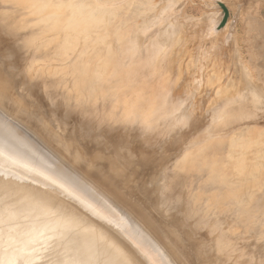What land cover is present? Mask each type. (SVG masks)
I'll list each match as a JSON object with an SVG mask.
<instances>
[{"label":"bare ground","instance_id":"obj_1","mask_svg":"<svg viewBox=\"0 0 264 264\" xmlns=\"http://www.w3.org/2000/svg\"><path fill=\"white\" fill-rule=\"evenodd\" d=\"M212 1L214 3L210 1L208 4L209 11L204 13L205 17L201 18L202 22L200 20L201 23H193L198 28L193 34L188 29L189 26L190 28L193 26L187 24L190 19L185 17L186 15L182 16L181 12V14L179 13L180 0H0V105L3 107L8 105L3 98L5 96L11 98L14 93L11 90L15 88L18 90L16 93L18 112L29 120L30 115H35V109L31 108L32 111L29 109L31 106L27 105L26 96L22 98V95L26 94L32 98L29 94L41 93L42 87L47 93L49 101H59L55 103V107L57 105L58 108L64 107L63 116L66 118L75 115L83 116V119L85 117L86 121L96 118L99 122L97 126L99 130L95 135L101 136L100 133H104L105 139L100 140L99 136H93V133L94 146L87 149L84 157H80L81 153L80 156L79 153H76L80 149H76L78 151H75L74 155L80 157V163L88 169L86 171L83 168V171L85 170L88 174L90 170L98 182L101 185L105 184L107 190L120 200L123 194L120 193L122 192L120 187L126 189L130 178L128 174L122 176L115 174L114 162L107 161L108 157L106 158L105 155L107 152H111L117 156L123 168L129 166L134 168L137 159L143 166L147 163L143 159L146 155L142 156L143 158H139L140 156L133 158L122 140L123 135L115 141L109 140V137L113 134L121 135L120 131L124 130L120 128H135L137 132L143 133L152 131L168 133L175 128L186 126L189 117L185 114L184 105L190 96L189 88H181V85L177 89L174 80L179 82L182 80L180 77L185 76L188 81L185 83L189 84V87H192L195 92L202 87V80H204V84L208 85L204 90V95L201 94V91L200 95L208 97V101L214 104L212 108L210 107L213 123H216L218 130L227 129V132H236L225 143L222 139L209 140V142L203 143L204 145L200 148L197 146L195 150H190V153L187 151L185 155L175 161L177 171L170 176L172 179L168 180L169 185L159 187L161 189H158L157 194L160 193L161 198H158L156 204L157 208L170 214L171 217L166 218L170 220L173 218L172 222L176 223L172 224L168 219H161L170 225L169 229L166 226L167 228L159 230L162 231V237L174 248V245H177L178 237L187 236L194 247V255H196L197 262L199 261L198 264H218V261L210 254V250H207L205 241L198 239L193 232H190L191 229L189 230L185 224L187 217L203 213L200 215L207 223L209 221L207 212L215 211V209L219 211L218 215H215L217 217H220L224 212H231L237 216L247 215L251 209V196L262 190L264 185V90L260 85L251 82L249 93H246L248 94L247 100H244V93H240V91L235 93V90L241 85L240 74L237 79L232 76L226 82L221 80V76L218 75L220 72L216 77L215 70L217 68L215 69V66L220 63L218 61L219 64H217L214 60L216 57H221L218 47L224 44L229 47L227 49L229 62L233 61L236 64L237 61L240 64V69H238L243 78L245 76L249 81L253 78L249 69L242 63L240 50L235 46L237 33L236 27H233L228 20L230 13L226 6L221 4L222 1ZM207 7L205 6V8ZM191 19L193 20L192 17ZM216 30H220V32L213 40L215 46L213 53L210 54L214 62L213 69L209 67L212 71L208 70L213 75H208L206 70V78L201 75V78L196 80L193 76H188L187 70L181 67L178 60L179 57L181 60V56L177 57L181 53L176 55L174 47L189 40L188 32H190L192 40L202 38ZM206 59L210 60L209 57ZM190 60L191 58L188 61ZM205 60L197 59V63L192 62V64L196 63V68L192 65L195 72H202L205 62L209 63ZM183 66L185 67V64ZM232 67L231 69L234 68ZM228 68L230 69V67ZM228 68L225 70L228 71ZM186 69H189L188 66ZM14 73L18 76L17 81L15 76V82L12 79ZM212 86H214L213 89H211ZM9 100L12 101V99ZM37 100L39 101V99ZM243 100L248 105L246 113L241 112ZM37 103L39 102H36V105ZM41 110L45 112L43 109ZM245 119H248V124L243 127L241 122ZM260 121L263 125L258 124ZM64 122L68 124L65 120ZM64 122H60V124L64 126ZM60 124L57 125L59 128ZM116 125L119 128H115ZM7 127L0 126V168L11 166L8 177L24 183L32 181L44 188H50L53 199L57 200L63 195L67 200L73 201L76 208L87 212L89 217L100 223H105L109 229L111 228L110 230L105 228L106 231H109V233L106 232V236L103 232L95 230L94 239H103L104 236L113 243V248L120 252H127L129 255H132L133 252L132 256L134 257H136V253H140L147 259H145L146 263L170 264L169 261L165 262L160 257V249L153 240L134 223H131L130 219L123 212L117 210L100 191L81 179L82 177L74 170L73 174L66 168L63 170L64 167L58 165L53 156L42 151L38 143L25 137L24 132H17L12 127ZM75 127L71 129H75ZM84 130L87 132V128ZM78 136L80 137V135ZM92 136H90L91 139ZM223 137L226 136L220 138ZM86 141L84 138L83 142L86 143ZM72 146L69 148L72 149ZM86 146L89 145L86 144ZM86 146L84 147L86 148ZM166 147L168 146L165 145ZM53 149L55 150V148ZM154 154L156 155V153ZM65 157L67 158V156ZM113 157L111 156V158ZM148 161H150V166L151 159ZM74 165L77 166V163ZM76 168L80 170V167ZM170 168L172 169V167ZM182 174H190L199 179L204 177L200 183L202 189L199 195L191 197L190 204L179 202V197H176L174 192L175 195L171 194L178 185H180L179 188L183 187L181 186V183L184 182L181 180ZM133 176L137 178L136 171ZM238 180H251L254 183L253 190L251 188L248 190L247 187L243 188L242 185H239ZM131 205L136 210L139 209L137 204ZM180 215H183V218L180 219L186 226H183L185 228L183 235L175 227V225H180L178 219ZM143 220L145 221V219ZM12 225L14 224L9 221V218L0 220V228H10ZM36 226L38 227L30 225L27 229L18 228L12 234L0 238V264H28L37 257L34 251L37 246L42 244V242L38 243L39 240L55 230L56 225L54 222L42 221L41 225ZM114 227L116 228L113 229ZM54 234L56 237L54 242L59 246V250L57 251V260L53 264H60L63 261L66 262L68 258L70 259L66 246L73 242L74 238L68 230H55ZM220 237L216 238L218 243ZM118 240L119 243L123 242L122 247H117L114 243ZM85 255L81 254L78 262L84 263ZM60 256L61 258H59ZM137 259L135 258L136 262L141 261V259ZM169 260L171 261L170 258ZM139 264H143L142 261Z\"/></svg>","mask_w":264,"mask_h":264},{"label":"rangeland","instance_id":"obj_2","mask_svg":"<svg viewBox=\"0 0 264 264\" xmlns=\"http://www.w3.org/2000/svg\"><path fill=\"white\" fill-rule=\"evenodd\" d=\"M180 1L181 2L179 3L180 4L179 13L181 12L182 14L181 13L180 14L182 16L186 15L185 17L190 19L187 21L188 23L187 22L186 23L188 25H193V26L195 23L202 22L201 18H204L205 17L204 15L207 13V11H209L208 4L210 3V1L211 3H214L212 0H180ZM219 1H222L221 4H224L228 12L230 13L228 16V20L229 22L232 23L233 27L234 26L236 27V33H237V35L235 36V43H236L235 46L238 50H240L239 53L242 57V63H244L243 65H245L247 69H249V73L253 78H251V81H249L247 77L244 76L243 78L241 76L240 73L241 71L239 70L240 64H238L236 60H234L236 61L235 62L236 64H234L232 61L234 68L232 67V63L229 62L230 59L227 57L229 54L227 49L229 47L228 46L226 47L224 44L223 46L220 45L221 47H218L220 48L218 51L221 56L220 57L221 59L219 57H216L215 58L216 60L214 61H216L217 64L220 63V65L215 66V69L216 68L217 69L214 70L215 73L217 72L216 77L220 75L221 80L224 82H226V80H228L229 77L232 78V76L234 79H237V77L240 74L239 77L241 78V83H240L241 85L240 87H238L237 90H235V93L239 91L240 93H244L245 95L244 100H247L248 94L246 93H249L248 90L250 89L251 82L256 85H260V87H262L264 90V0H219ZM205 6L208 7L205 8ZM191 17L193 18V20L191 19ZM193 26H191V28L190 26L188 27L189 31L192 33L198 30L196 26L194 27ZM190 32L187 33L189 40L188 41L186 40V42H184L183 44L177 45V47L175 46L174 49L176 51V55L179 52L181 53L180 55H177V57L181 56V60L180 57L178 58V60H179V64L181 63V67L187 70L186 72L188 74L187 73L185 74H187L188 76L189 75L193 76L196 80H199L201 78V75L204 78H206V73H207L206 70L212 71L209 69V67L213 69L214 62H213V58L211 59L210 54L213 53L214 50L213 47L215 46L213 40L216 38L220 30L219 31L216 30L213 33H209V35H204L202 38L200 37L198 39H192V40L190 39L191 38ZM195 40L197 41V43ZM196 46H198V49H196ZM190 55H191L190 57L191 60L188 61L190 59L189 58ZM208 57L210 58L211 61L206 59ZM197 59H200L201 61H203V59L204 60L206 59L205 61L209 62L208 64L205 62V65L207 67L204 65L203 69L201 70L202 72L198 71V73L194 71V69L196 68L195 64L197 63ZM182 60L185 61L183 62ZM180 61H182L183 63ZM186 61L187 63H185ZM192 62L193 63L196 62V63L192 64ZM227 63H231V64H227ZM183 64H185V67L183 66ZM192 65H194L195 68L192 67ZM187 66L189 69H186ZM228 67H230V69ZM231 67L234 70L231 69ZM227 68L228 71H226ZM209 71L207 74L213 75V73H209ZM194 72L196 73L195 75ZM219 72L220 74H218ZM15 76H16V81L18 80L17 79L18 76L17 74H15L14 77L12 78L13 82H15L14 80ZM180 79L182 80H179V82H177L178 80H174V85H177V89H179V86L181 85H182L181 88L182 87L187 89L189 88V95H190L188 96L189 98L186 100L184 105V108H186L185 114L188 115L189 117L188 124L186 126L181 128H175L173 131H169L168 133L165 132L158 133V131L143 133L141 131L137 132L135 128H126V129L120 128L121 130H124L123 132L119 130L121 132V133L119 132L121 135L113 134L112 136L109 137V140L111 139L112 141H115L119 137H122L123 135L122 140L124 141L126 149L133 156V158L137 156L138 157L140 156L139 158H143L144 155H146V157L147 154L149 156L151 155L150 157L148 156L147 158L146 157L143 158L145 162H147L143 164V166L137 159L134 168L130 166L127 168H123L121 162L119 161V158L113 155L111 152H107V154L105 155L106 158L108 157L107 161L114 162L113 163V165L115 166L114 173L119 174L120 176L128 174L130 178V181L126 185L127 186L126 189L120 187L122 191L120 193L121 194L123 193L121 200L113 196V194H111L110 191L107 190L105 184L101 185L98 182L97 178L93 176L94 174H92L90 170L87 174L85 170L88 171V169H86L83 166V164L80 163L81 161L79 160L80 157H84L86 155L87 149L89 150V148H92L94 146V142L92 141L94 139L93 136L97 134L96 132L97 130H99L97 129L99 122L96 118H90V119L88 118L89 119L88 121H86L85 117L83 119V116L80 117L77 115L71 118H66L65 116H63L64 107L60 106L62 110L57 107L58 105L55 107V103L59 101L57 102L56 100L54 102L51 100L49 101V97L47 93L44 92L45 90H43L41 87V93L39 94L37 93L38 98L36 93H31V95L29 94V96H31L32 98L28 97V95L26 94L22 95V98L26 96V100L28 102L31 100L30 103L27 102V105L31 106L29 109L30 110L31 108L35 109V113H34L35 115H30L28 117L29 118L28 120L18 112L19 110L16 100L18 98L16 94L18 90L13 88L11 92L14 93L11 98L3 95L5 96L3 100L6 101L8 105L6 104L7 105L6 107L0 105V115H1L0 126L3 127L8 126V127H12L17 132H22V133L24 132L25 137H27L31 141L37 142L38 144L40 143L39 145H41L40 147L42 151L48 153V155L50 154L51 156H53L58 165L74 170L76 173H78L80 177H82L81 179L89 183L96 190L100 191V193L117 210L123 212L125 216L130 219L131 223H134L137 227H139L142 230L143 233H145L150 239L153 240V242L160 249V253H161L160 257H162V259L165 260V262L169 261L170 264H191V263L198 264L199 261L197 262L196 255H194L195 254L194 247L187 236L186 237L184 236V238L182 236L178 237L176 242L177 245H174V248L171 246L170 242H168L165 238L162 237L161 234L162 231L159 230L164 229V227L166 226L168 227V229L170 228V225H168L165 221L162 220L168 219L170 214L167 213L168 214L167 215L166 211L156 207L158 198L159 199L161 198V194L160 193L157 194V192L158 189H161L159 187H163V186L166 187L167 185H169L168 180L172 179V177L170 176H172V174L174 172L176 173L177 171L176 168L177 164L175 161L179 160V158L185 155L187 151L188 153H190L189 152L190 150L192 151L195 150L197 146H199L198 148H200L202 145H204L205 143L209 142V140L212 139L213 140L222 139V141L225 143L227 139L232 137V134H235L236 131H234L233 133L227 132L226 128H225L226 130L223 129V131L218 130L216 127V123H213L212 121L213 114L211 113V108L214 106V104L208 101L209 99L208 97L205 96L202 97L200 95V91L201 94L204 95V90H206V88L208 87V85L204 84L205 82L203 83L204 80H202L201 82L202 87L199 88L200 90L195 92V90L192 87H189V84L185 83L188 82L185 76H181ZM203 86L205 87V89H203L204 88ZM245 86L247 87V89ZM213 88L214 86H212L211 89ZM15 96L17 97L15 98ZM34 97H36V99H34ZM9 99H12V101H10ZM37 99H39V101ZM244 100L242 101L241 104L242 113H246L248 108L247 102ZM36 102H39L37 103L38 107L36 105ZM52 104H54V106H51ZM41 109H43L46 113L42 112ZM60 111L62 114L60 113ZM13 113L16 115V117L15 115L13 116ZM54 115L56 116V118ZM64 120L68 122V124L65 123ZM24 121L26 124L24 123ZM247 121L248 119H245L243 120V122H241V124H243V127H245L248 124ZM60 122L61 123L64 122L69 126L67 125L65 126V124L63 126L62 124H60ZM59 124H60V128L59 126H57ZM258 124L263 125L261 121ZM73 127H75V129H71ZM54 128L56 129L57 132L55 131ZM85 128H87V132H85L84 130ZM115 128H119V127L116 125ZM77 134L80 135V137ZM100 134L101 136L99 134L95 136L96 137L99 136L98 138L100 140L105 139L106 137L105 134L104 133H100ZM90 136H92V139ZM221 136H226V137L220 138ZM84 138L85 141L87 140L86 143L83 142ZM46 139H48L49 142H47L48 140ZM78 139H82L81 140L82 142ZM90 141L93 142V143L91 142L92 146L91 143H87ZM46 142L49 144H47ZM62 144L64 146H61ZM86 144L89 146H86ZM164 144L168 147L165 148ZM81 145L83 148L81 147ZM69 146H72L71 147L72 149H70ZM84 146H86V148ZM53 148H55V150ZM64 148L65 149L69 148L70 150L69 149L65 150ZM76 149L78 150L80 149V150L78 151ZM75 151H78L76 153H79L78 154L79 156L82 154V156L78 157L77 155H74L76 154ZM154 153H156V155ZM63 154L67 156V158ZM153 155L155 156L153 157ZM111 156L114 157L111 158ZM149 158L151 159V164H152V165L150 164V166H149L150 161H148L150 160ZM153 162L155 165L153 164ZM73 163L74 164L77 163V166L74 165ZM138 164L140 165L138 166ZM75 166L78 168L80 167V170L77 169ZM89 167L91 168V166ZM170 167H172V169ZM83 168L85 169L84 171ZM158 168L160 172H158L159 171ZM63 170H65V168ZM134 171H136L137 178H134L133 176ZM10 172H11V166H8L6 168H4L3 166L0 168V220H5L6 218H9V221L12 222V224L14 225L10 226V228H0V238L12 234V232L17 230L18 228L27 229L30 225L31 226L34 225V227L36 228L38 227L36 225H41L42 221H47L52 223L54 222L56 225L55 230H59V231L68 230V232L72 233L74 238L73 239L74 241L68 243L66 246L67 253L70 259L68 258L66 262L63 261L60 264H79L80 262L78 261L79 258L81 257V254H86L84 257L82 256L83 259H85L84 263L82 264H137V262L140 263L141 261L143 264H150L149 262L146 263L147 259L141 256L140 253L138 254L135 252L136 257H134L132 256L134 255L133 252L132 255L131 254L129 255L127 252L126 253L120 252L117 249L113 248V243L104 236L103 239L101 238L94 239L95 230L103 232V234L106 236V232L109 233V231H106L105 228L106 229L109 228L106 226L105 223H100L89 217L87 212L76 208L73 201L67 200V198H65L63 195H61L60 198L58 197L59 199L57 200L53 199L50 188H44L40 184H36L32 181L24 183L22 181L14 180L13 178L8 177ZM84 173L87 174L88 176L85 175ZM181 177H182L181 179L182 182L184 181L183 183H181V186L183 187L179 188L180 185H178V187L175 188L176 190H173L171 194L172 195L176 194L175 196L179 197V202L183 204H187L190 202L191 197L199 195V192L202 189L200 183L204 177L199 179L196 176H191L190 174H182ZM148 179L150 182L148 181ZM153 179L156 181L155 183ZM191 179L194 180L192 181ZM238 183L239 185H242L243 188L247 187L248 190L249 188L253 190L252 187L254 183L251 180L249 181L238 180ZM263 186L261 188L262 190L258 191L259 193L257 192V194H254V196H251L252 199L251 207H250L251 209L249 211V214L247 215L237 216L235 214H232L231 212H224L223 214H221L220 217H217L215 215H218L219 211H216L215 209V211L207 212L206 215H208L209 217V221L207 223L206 221H204V217L202 216L203 213H199L196 215L192 214L189 217H187V221L185 224H187L189 230L191 229L190 232H193L195 234L193 235L198 239L205 241L207 250H210V254L215 258V260L218 261V264H264V187ZM188 189L190 190V192ZM173 192L175 194H173ZM124 193L127 195H125ZM131 204L134 205L137 204L139 209L136 210ZM130 205L132 206V210L130 208ZM142 215H144L145 217H143ZM182 216L183 215L178 216L179 217L178 219L180 220L179 221L180 225L179 224L177 226L175 225V227L177 231L183 235L184 234L183 231L185 230L184 227L186 226L183 225L184 221L180 219L183 218ZM143 219H145V221ZM168 220L172 224H176L172 222L173 218L171 220L170 219ZM115 228L116 227H114L113 229ZM232 229H234L233 230L234 233L233 231H231ZM55 230H52L51 233H47L39 240L38 243L42 242V244L40 246H37L34 251V254L37 257L33 258L28 264L55 263V261L57 260V251L59 250V246L54 242L56 241L55 234L53 235ZM158 237L160 238L161 241L159 240ZM218 237H220L219 243L216 241V238ZM114 243H116L117 247H122L121 244H123V242L119 243V240L118 242H114ZM162 243H164L165 246ZM134 248L137 250L136 247ZM166 254L168 255V257ZM59 258H61V256ZM135 258L136 259L138 258L137 260L141 259V261L139 260L136 262ZM169 258L171 259V261L169 260Z\"/></svg>","mask_w":264,"mask_h":264},{"label":"water","instance_id":"obj_3","mask_svg":"<svg viewBox=\"0 0 264 264\" xmlns=\"http://www.w3.org/2000/svg\"><path fill=\"white\" fill-rule=\"evenodd\" d=\"M37 143V142H36ZM39 145V144H38ZM41 146V145H40ZM64 168H66V167H64ZM70 173H72L73 174V170H71L70 168H66Z\"/></svg>","mask_w":264,"mask_h":264}]
</instances>
